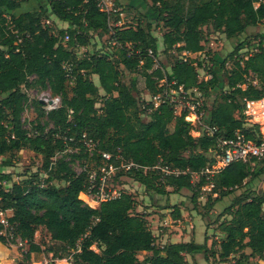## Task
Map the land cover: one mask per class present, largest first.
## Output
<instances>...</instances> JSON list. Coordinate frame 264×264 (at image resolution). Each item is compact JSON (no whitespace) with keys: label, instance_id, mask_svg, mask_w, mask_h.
<instances>
[{"label":"trees","instance_id":"16d2710c","mask_svg":"<svg viewBox=\"0 0 264 264\" xmlns=\"http://www.w3.org/2000/svg\"><path fill=\"white\" fill-rule=\"evenodd\" d=\"M23 1L27 0H0V208L7 211L14 227L13 238L29 244L24 258L34 260L31 254L41 252H53L60 258L58 251L71 250L72 264H192L187 262V254L192 258L202 254L207 259L212 244H207V236L203 243L190 239L162 244L159 235L152 232L149 213L137 210V199L127 189L118 197L101 201L97 208L80 197L88 184L87 171L102 164L103 151L120 154L142 166L162 162L196 171L213 162L215 136L207 135L201 126L197 128L199 134L192 135L196 129L184 118L186 113L175 114L169 103L156 107L150 101L139 104L133 83L121 80L122 69H141L151 96L160 91L157 80L164 76L184 88H196L203 96L217 91L219 97L204 121L217 129L216 135L231 137L240 131L246 137H255L259 126L245 127L242 109L243 98L264 97L263 36L257 43L239 41L218 64L216 53L209 54L213 62L208 71L211 77L198 79L197 69L202 65L192 58H177L168 69L157 62L158 40L152 31L155 25L163 29L165 52L174 47L179 53H200L205 49L204 26L232 39L249 27L264 25V0H144L150 12L146 15L137 9L135 25H110V12L101 9L99 0H37L41 13L13 14L11 11ZM114 12L117 22L121 11ZM52 16L65 22L66 27L52 31ZM91 33L109 34L113 55L95 51L79 56L75 49L86 46ZM129 45L137 52L128 55ZM229 60L231 65L227 67ZM251 73L256 83L247 82ZM92 75H96L98 84ZM30 84L58 95L60 106L46 110L42 101L34 100L36 122L27 129L22 112L28 96L21 86ZM98 98L100 111L95 107ZM235 109L239 116L234 115ZM145 114L147 120L143 119ZM42 116L46 122H40ZM49 123L51 128L46 130ZM82 133L95 141L93 151L82 143ZM24 149L43 159L44 177L34 171L14 181L12 174L4 171L18 161L19 151ZM80 158L86 161L77 172L72 162ZM261 175L264 159L230 163L212 178L213 200ZM57 181L62 183L58 185ZM129 181L139 182L149 194L192 190L193 200L203 183L199 179L194 185L188 175L161 179L156 170L143 169L119 170L109 183L120 186ZM263 205L264 191L246 188L227 207L229 218L219 223L223 236L217 255L221 262L236 254L234 264H252V257L264 259ZM172 207V217L178 218L179 208ZM40 227L52 242L44 249L34 240ZM0 240L7 239L0 234Z\"/></svg>","mask_w":264,"mask_h":264},{"label":"rangeland","instance_id":"374dc122","mask_svg":"<svg viewBox=\"0 0 264 264\" xmlns=\"http://www.w3.org/2000/svg\"><path fill=\"white\" fill-rule=\"evenodd\" d=\"M111 5V9L115 11H121L118 14L119 20L115 22L116 12L114 10H110V25H135L136 19L139 17L138 10L139 6L134 8H127L126 6L129 4L127 1L117 0L118 5H116L115 0H109ZM150 1V0H149ZM142 2V0H140ZM144 2V0H143ZM149 3V2H148ZM123 7L124 9L122 10ZM143 7V5H142ZM48 11V10H46ZM144 13L147 15L150 10L148 6L144 8ZM12 12V11H11ZM24 12H32V13H41V8L38 6L35 7L33 4L31 5H21L16 9L17 14H21ZM50 24H52V31L57 32L58 29L66 27V23L57 20L55 17H50ZM141 20L144 19L142 18ZM43 23L46 22L43 20ZM153 34L157 37L158 40V55L157 62L162 64L166 69L169 68L170 64L177 58L180 57H189L194 59L197 62L201 63V67L197 69L198 79H204L205 74L209 71V67L213 63L209 54L215 52L218 60L217 64L223 60L227 55L234 49L239 41H243L244 39L248 40L249 43H257L260 36H263L264 39V25L259 23L256 26L249 27L247 30L237 36L236 38L227 39L225 35L221 32L213 31L211 27L204 26V39H205V49L200 53H186L178 52L176 48H171L169 51L163 50V45L161 42V35L163 33V29L160 26H153ZM109 34H98L91 33L89 36V41L86 46L77 47L75 51L79 56H83L84 54H91L95 51H101L102 53H108L109 55H113L114 49L112 44L109 42L108 38ZM246 49H241L240 51H245ZM249 53V50L248 52ZM230 61V60H229ZM142 64V63H140ZM231 61L226 63V66H230ZM141 69L136 70L135 72H128L122 69L121 80L133 86L135 88V97L139 104H143L149 100V93L145 88L144 77L140 73ZM93 81L98 84V79L96 76H91ZM219 87V86H218ZM21 89L28 96V101L25 104L24 111L22 112V119L24 123V127L30 129L32 124L34 125L37 117V107L34 105V100L41 99L43 97H48L51 92L48 88H40L39 86H21ZM217 91L210 92L208 95L203 96V104L205 113L210 111L214 101L218 98ZM102 105L101 99L98 98L95 104V107L100 111L99 107ZM234 115L239 116V110H234ZM144 120H147L148 117L145 114L143 116ZM40 122H46V118L42 116L40 118ZM172 125H170L171 127ZM51 128V124H47L46 130ZM195 128H199L198 124L195 125ZM261 130L264 132V125H260ZM192 135L197 136L198 133L193 130L191 132ZM68 152H75L76 150H67ZM60 154L58 153L57 156ZM86 161L85 158L76 159L72 162V167L77 172L82 169V162ZM6 172H10L12 174L14 181H19L23 179L25 176H29L32 172L36 171L40 177H44L45 173V165L43 164V159L34 154L32 151L24 149L19 151V159L18 161L11 167H7L4 169ZM128 181V180H127ZM58 185L62 182L57 181ZM125 185V186H124ZM122 184L123 188L127 189V191L133 192L137 199V210L145 213H153L157 217L161 215L159 212L160 207H164L168 202H173V205L179 208L178 205H183L185 207V216H183L180 220L181 223L184 220L185 223L190 221L193 223V228L190 227L189 234L197 233L195 238L200 240L203 239V232L205 229H208L210 241V248L207 250L208 257L207 259L204 255L199 254V260L202 264H234V261L237 257L236 255L230 256L228 259H225L224 262H221L217 253H218V244L223 236L222 232L219 230V223L229 218V215L226 213L227 207L237 198L244 194L246 188L251 189L255 192L264 191V175H261L259 178L253 179L248 182V185H242L236 189L231 194L221 197L219 200L214 201L215 194L211 192H203L201 194L199 192L197 198L195 200L192 199L193 191L183 189L182 192L178 193H168V194H155L152 192L151 194L147 193L144 189V186L139 182L129 181L126 184ZM9 184H4V187H8ZM170 189V188H167ZM85 203L88 202V205L91 207H95L96 203L87 199L83 194L80 197ZM264 207V205H263ZM149 211V212H148ZM171 213V212H169ZM186 218V219H185ZM184 223V224H185ZM167 229H171V227L167 226ZM205 228V229H204ZM185 231V229H184ZM34 240L36 242L41 243L42 249L52 245V242L49 240L48 234L46 233L44 228H38V230L34 234ZM29 244L25 243L23 246H18V243L15 238H9L8 240L1 241L0 240V264H18L19 262H28L24 256L25 251L28 249ZM94 248V247H93ZM245 251H249L246 249ZM72 251H58V255H62L59 258L58 264H72ZM44 252L35 255V253L31 254V258L40 259ZM192 264H196L194 259L191 260ZM205 261V263H204ZM252 264H264V259H259L257 257L250 258Z\"/></svg>","mask_w":264,"mask_h":264},{"label":"built area","instance_id":"2783aa9c","mask_svg":"<svg viewBox=\"0 0 264 264\" xmlns=\"http://www.w3.org/2000/svg\"><path fill=\"white\" fill-rule=\"evenodd\" d=\"M99 5L102 10L109 12L111 5L109 0H99ZM67 40L68 34L64 35ZM128 46L127 54L130 55L137 50H132ZM147 53L152 55V50L148 49ZM183 54L186 55L185 52ZM156 66H158L156 64ZM211 74L206 73L204 79L210 78ZM247 82L256 83L257 78L254 74H249L246 78ZM160 91L155 95H149V100L153 107L160 103H169L173 108L175 114L185 112V119L189 121L194 127L196 124L202 127L206 134L215 136V146L211 152L213 162L205 165L203 168L193 171L189 168H180L166 163L158 162L153 166H142L132 160L125 159L120 154H113L110 152H101L102 164L96 169L87 171L88 184L82 193L87 199L98 205L101 201L118 197L123 191V186H112L109 183L119 170L143 169L156 170L159 177L164 179L166 176H180L188 175L190 182L194 185L197 180L202 179L203 183L200 185V193L210 192L214 187L212 178L222 170L224 167L235 161H247L251 159H264V132L260 125H264V97L253 100L243 98L242 113L244 116V126L252 127L258 125L259 130L255 131V137H246L240 131H235L231 137H224L216 135L217 129L214 126L208 125L204 121L205 110L203 104V95L196 88L187 89L183 84H178L176 80H168L165 76L157 80ZM245 84L242 85L244 87ZM45 105L46 110H52L60 106V97L58 95H50L39 99ZM196 132L199 134L197 128ZM80 139L84 146L93 151L95 148V141L89 138L85 133H82ZM86 202V201H85ZM88 204V202H87ZM96 208V207H94ZM14 227L9 222L7 211L0 208V234L4 235L6 239L13 238ZM18 246H23L27 241L15 238ZM59 258L55 257L53 252L43 254L40 259L31 260L25 264H58Z\"/></svg>","mask_w":264,"mask_h":264},{"label":"crops","instance_id":"0c3cea01","mask_svg":"<svg viewBox=\"0 0 264 264\" xmlns=\"http://www.w3.org/2000/svg\"><path fill=\"white\" fill-rule=\"evenodd\" d=\"M123 1H125V2L127 1L129 3L128 5H130V6H133V7L136 6L135 8H137L139 6V9H141V10H144V8H146L143 0H142V2H140V0H123ZM22 4L25 6L33 4L37 8L39 6L37 0L23 1L20 3L19 6H21ZM142 5H143V7H142ZM16 9L12 10V13L15 15H18L16 13ZM93 76H96V75H93ZM124 184H126V183H124ZM172 206H173V202L167 201V204L164 207L159 208L160 209L159 212H161V215H159L158 217L155 214L150 213L148 211L149 214L147 215V218L149 219V223L151 225V229H152L153 234L159 235L158 240L162 244H164L165 242L189 241L190 239L194 240L196 243H203L205 240V237L209 236L208 229L204 228L205 230L203 232V239L202 240L195 238V236L197 234L196 232L190 235L189 231H190V227L193 228V226H194L193 223L190 221H187V223H185L184 220L182 221L183 223H181V220H180L183 216H185V212H186L185 207L183 205H178L180 216L178 218H173L172 214L169 213V212L173 211ZM95 207L97 208L98 205H96ZM167 226L171 227L172 230L167 229L168 228ZM184 229H185V231H184ZM209 243H210V238L207 237V244H209ZM185 258H186L188 263H191L192 262L191 260L194 259L197 264H202L199 260V254H196L193 258L187 254ZM204 263H205V261H204Z\"/></svg>","mask_w":264,"mask_h":264},{"label":"bare ground","instance_id":"6f19581e","mask_svg":"<svg viewBox=\"0 0 264 264\" xmlns=\"http://www.w3.org/2000/svg\"><path fill=\"white\" fill-rule=\"evenodd\" d=\"M81 196H82V194H81Z\"/></svg>","mask_w":264,"mask_h":264}]
</instances>
